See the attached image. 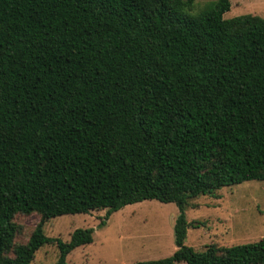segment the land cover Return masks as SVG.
Masks as SVG:
<instances>
[{"label":"trees","instance_id":"trees-1","mask_svg":"<svg viewBox=\"0 0 264 264\" xmlns=\"http://www.w3.org/2000/svg\"><path fill=\"white\" fill-rule=\"evenodd\" d=\"M0 0V264L94 240L44 221L156 199L177 249L129 264H264V236L186 244L192 198L264 180V17L231 0ZM41 221L13 256L17 213ZM198 226V225H196Z\"/></svg>","mask_w":264,"mask_h":264},{"label":"rangeland","instance_id":"rangeland-1","mask_svg":"<svg viewBox=\"0 0 264 264\" xmlns=\"http://www.w3.org/2000/svg\"><path fill=\"white\" fill-rule=\"evenodd\" d=\"M214 1L195 0L191 11L200 13ZM246 13L264 17V0H231L230 10L224 17ZM106 211L64 214L44 221L45 233L64 241L79 227H94L93 242L72 250L67 255L68 264H129L164 258L177 249L175 220L179 208L175 203L151 199L128 204L113 212L101 226ZM186 215L192 223L186 244L197 250L210 243L230 246L258 240L264 236V180H248L192 198ZM41 219L37 212L17 213L13 218L14 244L5 255L13 256L17 245L27 243ZM58 258L57 245L45 244L38 249L31 264H55Z\"/></svg>","mask_w":264,"mask_h":264}]
</instances>
